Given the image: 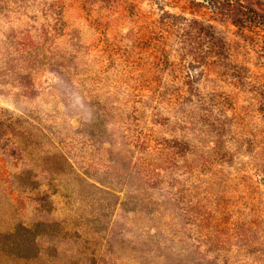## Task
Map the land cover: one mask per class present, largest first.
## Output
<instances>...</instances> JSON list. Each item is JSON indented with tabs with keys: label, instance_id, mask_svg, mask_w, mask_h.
Segmentation results:
<instances>
[{
	"label": "rangeland",
	"instance_id": "374dc122",
	"mask_svg": "<svg viewBox=\"0 0 264 264\" xmlns=\"http://www.w3.org/2000/svg\"><path fill=\"white\" fill-rule=\"evenodd\" d=\"M0 264H264V0H0Z\"/></svg>",
	"mask_w": 264,
	"mask_h": 264
}]
</instances>
